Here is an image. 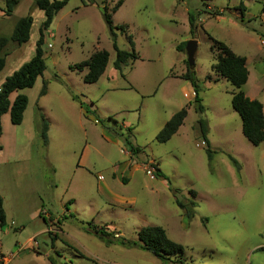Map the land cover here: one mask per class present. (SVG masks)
Masks as SVG:
<instances>
[{"label":"rangeland","instance_id":"rangeland-1","mask_svg":"<svg viewBox=\"0 0 264 264\" xmlns=\"http://www.w3.org/2000/svg\"><path fill=\"white\" fill-rule=\"evenodd\" d=\"M117 1L83 6L69 0L45 33L46 69L19 92L29 97V113L17 128L16 155L0 165L6 216L0 264H50L48 257L55 264H164L138 245L140 229L156 226L183 247V264H264V143L253 146L243 137L231 107L235 88L212 71L214 42H220L247 60L241 91L264 107V0H122L111 15L113 25L127 31H114L116 43L129 51L131 36L138 59L120 72L102 17ZM28 15V42H9L0 53L7 55L0 84L32 57L44 20L35 0H19L10 17L0 12L5 38ZM188 15L195 18L193 34ZM191 40L203 114L180 79L188 65L177 46ZM100 50L109 54L105 72L96 83H84L85 70L69 67ZM43 85L48 94L38 102ZM182 108V126L158 143L159 131ZM200 119L207 124L211 161ZM149 160L166 180L146 175ZM93 228L109 235L102 241Z\"/></svg>","mask_w":264,"mask_h":264},{"label":"trees","instance_id":"trees-1","mask_svg":"<svg viewBox=\"0 0 264 264\" xmlns=\"http://www.w3.org/2000/svg\"><path fill=\"white\" fill-rule=\"evenodd\" d=\"M19 0H5V6L0 12L4 17L12 16L14 7L18 4ZM83 6L93 4L92 0H80ZM69 0H35L36 7L43 12L44 20L40 25L38 31V39L35 44V50L33 57L26 63H24L18 70L12 73L0 86V137L2 134L1 118L4 114L9 113L10 122L14 126L21 124L24 111L28 104V98L23 94H18L10 104L8 96L13 92H20L25 89H30L34 86L36 80L43 76L46 69L44 61L43 45L45 41V33L50 28L54 17L62 10ZM123 4L122 0L117 1L111 12L106 7L103 8L102 17L107 25L111 38L112 48L115 52V60L113 62L114 70L120 72L123 67L134 63L138 59V55L134 48V43L131 36H127L130 50L122 51L118 48L116 43L115 30H119L121 33H126V27L114 26L111 13H115ZM240 13H244V9L240 8ZM217 15V14H216ZM219 15V14H218ZM215 16V14H213ZM33 20L31 16H25L19 18L14 26L12 34L9 38L0 36V53L6 49L9 42L17 45H22L28 42L30 38V32L32 28ZM188 24L190 33L193 34L195 29V18L192 15H188ZM213 48L217 51L216 62L212 66V71L218 75L219 78L226 80L230 85L235 88V91L231 96V107L241 120V132L243 137L253 146H259L264 143V115L263 107L257 100H251L245 96L241 91V88L246 84L248 80V70L246 68V59L235 55L227 46L220 42H214ZM185 45L180 44L177 46V50L184 51ZM6 56H0V72L3 70L6 62ZM109 54L105 50L94 52L89 59L82 61L78 64L70 66L69 69L85 73L82 76L84 83L92 84L96 83L100 77L104 74ZM180 79L190 83L194 96L193 102L196 104L195 110L199 114H203L204 107L201 104V98L199 96V86L195 78L193 68L187 66V71L180 76ZM45 94V85L40 93V96ZM73 101L77 98L72 97ZM187 116L186 108H182L175 113L162 127L156 136L158 143H165L176 134L178 129L182 126L184 119ZM200 134L204 146H206V153L209 161L212 159V151L209 149V144L206 139L207 136V124L205 120L200 119L198 121ZM48 130L47 123L42 119V139L46 142V133ZM130 134V129H127ZM125 143L128 149L133 151L132 145L129 144L128 137L125 138ZM2 146L0 144V151ZM229 160L236 170H239V163L229 156ZM156 177H161L164 180L159 168H156ZM194 195V192H191ZM175 203L179 209H181L188 219H192L194 214L191 210H188L183 203H181L175 197ZM195 206L193 202L190 203ZM6 224L5 212L3 210V201L0 196V229ZM95 235H99V239L103 241L104 237L109 235L103 231H99L93 228ZM138 245L141 249L149 252L154 258L164 264H183L181 258L183 257L184 249L181 245L171 241L165 231L160 227H145L140 229L137 234ZM106 245L112 244L111 240H104ZM136 245V244H134ZM50 264H55L51 257L47 258Z\"/></svg>","mask_w":264,"mask_h":264},{"label":"crops","instance_id":"crops-1","mask_svg":"<svg viewBox=\"0 0 264 264\" xmlns=\"http://www.w3.org/2000/svg\"><path fill=\"white\" fill-rule=\"evenodd\" d=\"M1 15H2V13H1ZM33 55H34V53H33ZM33 55H32V57H33ZM32 57H30V59ZM246 63H247V60H246ZM1 84H0V86H1ZM183 88L186 89V90H188L190 92V96L191 97L194 96L193 89H192V87H191V85H190L189 82L185 81V84H184V87ZM18 94H21V93H19V92H13V93H11L8 96V100H9L10 104L13 103V101L15 100V98H16V96ZM47 94H48V90L46 91V93H45L44 96H41V97L38 98V102L41 101V99L44 98ZM27 98H28V104H27V107H26V109L24 111L23 119H22V122H21L20 125H22V123L26 119L27 113H29V110L28 109H30L29 108L30 101H29V97L28 96H27ZM262 107H263V105H262ZM30 111H32V113H33L34 108H32ZM263 115H264V107H263ZM20 125H18V126L12 125V123L10 122V115H9V113H6V114H4L2 116V118H1L2 134H1V137H0V144L2 146V150L0 151V165H7L8 161L6 159L8 158V155H10V156L16 155L17 148H18V146H17V142H18L17 128ZM37 125L38 124H36V126ZM123 128H125V127H123Z\"/></svg>","mask_w":264,"mask_h":264},{"label":"water","instance_id":"water-1","mask_svg":"<svg viewBox=\"0 0 264 264\" xmlns=\"http://www.w3.org/2000/svg\"><path fill=\"white\" fill-rule=\"evenodd\" d=\"M197 50V43L194 40H191L186 43L185 51L187 55V65L190 68L194 67V57Z\"/></svg>","mask_w":264,"mask_h":264},{"label":"built area","instance_id":"built-area-1","mask_svg":"<svg viewBox=\"0 0 264 264\" xmlns=\"http://www.w3.org/2000/svg\"><path fill=\"white\" fill-rule=\"evenodd\" d=\"M156 168H157V165L152 160H149L148 168L145 170V172H146V175L149 176L151 180L156 178Z\"/></svg>","mask_w":264,"mask_h":264}]
</instances>
